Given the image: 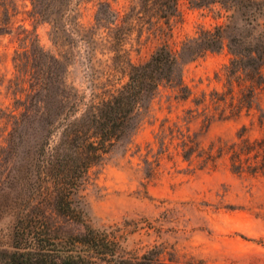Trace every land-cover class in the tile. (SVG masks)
<instances>
[{"label":"trees","instance_id":"1","mask_svg":"<svg viewBox=\"0 0 264 264\" xmlns=\"http://www.w3.org/2000/svg\"><path fill=\"white\" fill-rule=\"evenodd\" d=\"M19 2L30 5L31 29L19 20ZM90 2L96 11L92 26L85 27L79 10ZM178 3L133 0L120 15L109 0H0V38L13 36L18 42L13 78L0 76V87L6 82L13 100L11 109L0 103V152L16 153L26 138L33 141L29 166L14 180H22L23 190L11 207L14 224L10 242L0 246V264H179L175 253L161 245L140 255L127 251L122 227H92L80 193L91 169L104 166L118 147L129 150L161 88L178 103L191 99L179 69L182 56L195 61L226 50L231 58L223 68L221 90L191 100L194 108L184 111V130L174 123L165 134L161 125L155 136L159 154L177 141L174 149L189 165L216 168L226 162L233 174L264 179V0H187L191 8L213 11L217 23L201 28L179 52L169 43L183 21ZM43 23L50 26L51 52L36 33ZM134 31L138 41L144 33L161 41L140 63L132 62L128 48ZM98 47L102 56L112 55L105 83L95 76ZM80 60L92 74L86 73L88 93L67 78L72 62ZM119 74L125 81L117 87ZM241 117L251 120L234 139L203 145L200 137L213 122ZM198 120L200 132L191 133L189 125ZM148 166L144 179L150 182L156 172Z\"/></svg>","mask_w":264,"mask_h":264},{"label":"rangeland","instance_id":"2","mask_svg":"<svg viewBox=\"0 0 264 264\" xmlns=\"http://www.w3.org/2000/svg\"><path fill=\"white\" fill-rule=\"evenodd\" d=\"M133 0H109L112 8L124 14ZM27 28L32 23L27 19L28 3L19 2ZM183 21L173 33L169 43L176 51L182 44L196 38L201 28L212 29L217 23L212 19L214 12L191 8L187 0H179ZM95 2L82 4L79 22L85 27L93 24ZM222 22V21H219ZM50 26L39 24L36 33L40 45L46 51H53L49 39ZM138 33L130 35L129 46L133 63L146 61L160 45V40ZM131 46V47H130ZM18 48L13 36L0 38V76L5 81L12 79L15 72L12 57ZM101 47L96 52L95 69L97 78L104 77L112 68L111 54ZM231 56L226 50L208 53L195 61L182 56L180 68L184 83L193 96L186 103L176 102L169 89L161 88L152 101L150 112L134 137L133 144L125 152L118 147L110 160L102 167L89 171V179L80 193L89 224L94 228L122 227L125 229L123 246L127 251L142 254L155 245L175 253L179 264H264V179L233 174L226 162L216 168L199 169L197 163L189 165L177 155L173 141L169 152L159 154L160 147L155 136L160 127L168 134L167 128L174 123L184 130V111L194 108L191 100L201 92L221 90L223 68ZM79 62H72L67 73L68 81L88 93L90 81ZM92 75V74H91ZM121 79L119 87L125 79ZM6 82L0 87V103L12 108L13 100L6 94ZM264 108V97L262 100ZM251 118L213 122L200 139L204 146L218 138L232 140L241 126H249ZM200 121L189 125L191 133L200 132ZM3 124L0 122V129ZM167 135L165 143L168 144ZM3 137L0 133V147ZM33 141L28 138L16 153L0 152V246H7L12 234L14 217L12 204L18 192L22 191L16 178L25 174L32 159ZM155 168L156 175L148 182L145 171ZM145 184L143 188L140 184ZM147 192V193H145ZM146 194V195H145ZM168 262V261H166Z\"/></svg>","mask_w":264,"mask_h":264}]
</instances>
